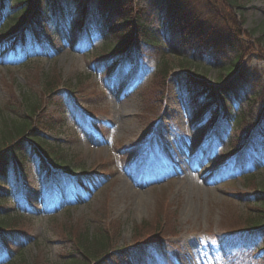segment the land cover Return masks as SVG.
Wrapping results in <instances>:
<instances>
[{
    "label": "rangeland",
    "instance_id": "374dc122",
    "mask_svg": "<svg viewBox=\"0 0 264 264\" xmlns=\"http://www.w3.org/2000/svg\"><path fill=\"white\" fill-rule=\"evenodd\" d=\"M135 1L147 7L162 43L145 61L137 54L133 67L127 59L113 61L115 54H98L114 38L106 33L95 0H89L86 13L88 23L95 22L94 32L74 25L71 0H41L43 12L26 22L27 32L41 43L39 52L16 58L0 47V112L18 110L9 104L13 97L19 107L41 99L44 118L54 125L44 134L46 142L72 167V178L63 166L49 180L43 178L34 149L28 148L27 174L18 177L31 201L17 195L21 182L13 171L5 191L10 203L0 209L4 227L20 230L2 235L6 257L12 264H74V258L86 256L81 251L86 226L92 231L101 226L111 231L114 247L106 264H150L154 242L146 250L131 247L153 233L163 237L169 264H264V222L258 230L250 226L264 220L259 133L264 128V0H243L235 8L250 41L260 48L246 55L244 72L232 74L230 53L201 57L184 47L167 25L164 0ZM165 60L171 70L160 90L157 71ZM184 68L216 88L210 109H220L219 116L204 137L196 130L203 119L194 116L202 96L187 92ZM240 73L249 77L245 84ZM49 77L57 82L52 93ZM221 91L231 106L230 120L222 113ZM257 118L259 129L248 138L247 150L231 155L233 140L244 139ZM1 258L0 253V263Z\"/></svg>",
    "mask_w": 264,
    "mask_h": 264
},
{
    "label": "trees",
    "instance_id": "16d2710c",
    "mask_svg": "<svg viewBox=\"0 0 264 264\" xmlns=\"http://www.w3.org/2000/svg\"><path fill=\"white\" fill-rule=\"evenodd\" d=\"M71 1L75 6L74 25L81 29L87 23L86 13L90 8L89 0ZM15 2L13 0H0V17L5 14L8 8L13 9L8 21L5 22V28L0 30L1 41L6 39V42L11 37H14L11 48L20 44H22V47L29 45L32 48L34 43H29V34L26 31L25 22L29 14H33L36 17L38 13L43 12L41 0H16ZM95 2L97 14L106 28V33L114 38V41L108 38V43L102 46V51L98 54L108 53L109 49V52L118 51L119 55L124 57L129 49L128 56L134 61L136 48L143 56H150L149 50L157 49L162 43L147 16V7L136 5L135 0H95ZM243 4V0H164L163 3L167 25L172 33H176L184 47L196 56L201 57L207 54L221 55L230 53V62L227 68L230 73L239 68L240 71L243 70L244 72L245 68L241 67L242 61H245L248 53L255 51V48L258 49L259 47L250 41V35L244 30L243 17L238 18L236 15L235 8ZM37 18L40 20L39 16ZM89 24H93V21L90 20ZM19 34L18 41H20V44L15 41ZM259 44L261 43L259 42ZM184 69L186 71L184 74L186 88L190 93L202 96L201 110L195 113L194 116L196 119H207L206 116L208 114H203V111H206L215 101L216 88L207 82L204 75H198L199 73L190 71L187 68ZM170 70L171 66L168 60H165L163 65L158 68L157 81L159 82L160 90L167 84L166 80ZM240 76L244 84L248 82L249 77L245 73L244 75L240 73ZM49 78L52 80L50 83L52 88H49V92L52 93L56 90L57 82L53 81L51 77ZM84 78H87V76H84ZM142 92L147 94L145 89ZM220 93L226 108L224 116L226 120H230L233 114L231 106L227 105L223 91ZM28 100V107L24 106V103L19 107V103L13 97L9 104L18 105V110L15 112L6 110L0 112V118L2 117L0 119V206L7 205V201L2 202V199L7 197L5 191L7 190L6 176L8 171L11 169L15 170V167L18 166L22 173L27 174L26 166L29 160L26 148L28 146L33 145L35 148L37 162L45 174L52 173L53 167L58 165L68 167L67 163L63 162L54 153L53 148L44 144L42 133L54 126L51 121L44 118V113L47 111L46 103L41 102V99H38V101L34 99ZM53 100L57 103L55 98ZM196 101L199 102V100ZM216 110L209 113L212 118L208 124H212L217 118L218 111ZM208 124L198 127L201 133L205 132L207 126L209 127ZM247 130L245 129L244 132H247ZM243 141L244 139L238 135L233 140L235 144L231 145V151H235ZM68 168L70 169L71 167ZM68 222L70 220L67 218V220H64L63 226H66ZM263 222L264 220L257 219L251 222L250 226L258 230ZM4 225L5 221L0 219V230ZM86 230L88 240L81 251L87 257L85 256L81 260L74 258V264H89L88 261L91 260L104 261V264H106V257L114 254L112 252L114 247L111 246L110 239L111 231L101 226H98L95 231L90 230V227L86 226ZM2 235H5V233L2 234L0 232V238H3ZM153 236L158 237L152 238ZM149 238L153 239V241H149ZM6 239L3 238V240ZM162 239L163 237L159 233L149 234V236L142 237L141 240L136 241L131 248L135 251L139 249L146 250L150 247L148 242H154L151 245L153 247L152 253L155 251L160 254ZM157 254L156 256L159 257ZM12 261L10 259L3 264H12ZM22 264H25V260H23ZM109 264H111L110 261Z\"/></svg>",
    "mask_w": 264,
    "mask_h": 264
}]
</instances>
